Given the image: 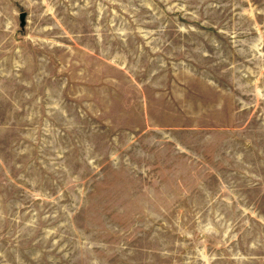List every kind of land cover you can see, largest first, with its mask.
Returning a JSON list of instances; mask_svg holds the SVG:
<instances>
[{"label": "rangeland", "instance_id": "374dc122", "mask_svg": "<svg viewBox=\"0 0 264 264\" xmlns=\"http://www.w3.org/2000/svg\"><path fill=\"white\" fill-rule=\"evenodd\" d=\"M0 264H264V0H0Z\"/></svg>", "mask_w": 264, "mask_h": 264}]
</instances>
